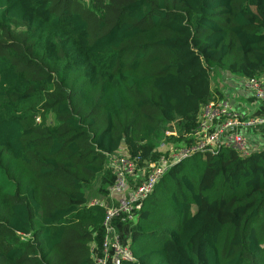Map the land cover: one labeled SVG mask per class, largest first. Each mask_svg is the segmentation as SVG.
<instances>
[{
	"label": "trees",
	"instance_id": "trees-1",
	"mask_svg": "<svg viewBox=\"0 0 264 264\" xmlns=\"http://www.w3.org/2000/svg\"><path fill=\"white\" fill-rule=\"evenodd\" d=\"M223 73L264 75V0H0V264H97L111 157L195 145ZM115 224L120 264H264V146L192 153Z\"/></svg>",
	"mask_w": 264,
	"mask_h": 264
},
{
	"label": "built area",
	"instance_id": "built-area-1",
	"mask_svg": "<svg viewBox=\"0 0 264 264\" xmlns=\"http://www.w3.org/2000/svg\"><path fill=\"white\" fill-rule=\"evenodd\" d=\"M252 96L264 101V84L259 79L246 80ZM264 125V117H243L227 100L210 102L200 112V123L197 130V142L192 147L175 148L168 156H161L148 165L139 166L137 157L113 155L111 167L116 180L110 187L112 203L94 199L91 205L105 209L104 241L105 256L97 264H120L122 260H134L131 250L124 246L115 221L134 223L146 199L154 191L161 176L176 162L206 149L216 150L222 147L232 148L243 153L248 152L246 130L249 127ZM166 134L177 136L174 124L169 126ZM135 179H137L135 181ZM134 182L132 185L131 182Z\"/></svg>",
	"mask_w": 264,
	"mask_h": 264
},
{
	"label": "crops",
	"instance_id": "crops-1",
	"mask_svg": "<svg viewBox=\"0 0 264 264\" xmlns=\"http://www.w3.org/2000/svg\"><path fill=\"white\" fill-rule=\"evenodd\" d=\"M246 78L223 73L215 75L212 85L220 90L224 99L229 101L235 110L243 117H264V101L257 100L252 96L246 85ZM264 84V75L260 78ZM246 130L248 151L264 146V125L249 127Z\"/></svg>",
	"mask_w": 264,
	"mask_h": 264
},
{
	"label": "rangeland",
	"instance_id": "rangeland-1",
	"mask_svg": "<svg viewBox=\"0 0 264 264\" xmlns=\"http://www.w3.org/2000/svg\"><path fill=\"white\" fill-rule=\"evenodd\" d=\"M166 133V132H165ZM246 140H247V138H246ZM247 145H248V141H247ZM160 148L162 149V150H166L167 148H168V144L167 143H165L164 141H162L161 143H160ZM172 147V146H171ZM177 146L175 145H173V147H172V150H174L175 148H176ZM125 153L121 150L120 151V153L118 154V155H124ZM137 179H135V181H136ZM135 181H133V182H131V184L133 185L134 184V182ZM110 187L111 186H109V194L107 195V196H109V198L108 199H106L107 197H105L104 199H100V198H95V199H100L101 201H104V202H107V203H112V200H111V198H110ZM92 252H93V255H94V257L97 259V261H99L100 259H102L104 256H105V252H104V248H103V245H102V248H101V250L99 249V247L98 246H95L93 249H92ZM110 264V263H109Z\"/></svg>",
	"mask_w": 264,
	"mask_h": 264
}]
</instances>
